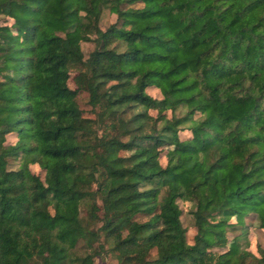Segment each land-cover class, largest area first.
Here are the masks:
<instances>
[{
	"label": "trees",
	"instance_id": "trees-1",
	"mask_svg": "<svg viewBox=\"0 0 264 264\" xmlns=\"http://www.w3.org/2000/svg\"><path fill=\"white\" fill-rule=\"evenodd\" d=\"M0 14V264H95L102 249L114 264H264L246 222L264 228V0H0Z\"/></svg>",
	"mask_w": 264,
	"mask_h": 264
},
{
	"label": "rangeland",
	"instance_id": "rangeland-1",
	"mask_svg": "<svg viewBox=\"0 0 264 264\" xmlns=\"http://www.w3.org/2000/svg\"><path fill=\"white\" fill-rule=\"evenodd\" d=\"M116 19V14L113 13L108 7H105L102 11V15H101V19H100V25L105 28L109 23L115 21ZM0 23H7V24H11L12 23V18H10L9 16H6L4 14H0ZM93 42L92 41H82L81 42V46L83 48V50L85 52H87L88 50H90L93 47ZM75 73H76V69L72 68L69 70L67 77H66V82L70 87H75ZM147 91L149 93H151L154 96H161V92L159 90V88L157 87H149L147 88ZM77 100L80 104L81 107H83L85 110H88L90 105L87 102V92L86 91H79L78 95H77ZM152 113H155L156 110H150ZM184 109L182 107L177 109V112L181 113L183 112ZM166 113L168 115H170V109L166 110ZM181 136L182 137H186L188 136V134L190 133L188 127L185 125L182 130L180 131ZM14 137L9 135L6 138V142H10L13 141ZM164 151H162L161 155H160V161L164 164L166 161V156L164 155ZM126 152V151H124ZM13 164H17V161L14 160ZM30 168L32 170V172L34 174H38V176L41 178L42 181H46L47 176H46V169H44L43 167H41L38 163H31L30 164ZM180 204L182 207H184L183 213L181 215V218L183 220L184 225H186L187 227V233L188 236L194 232V227L192 226V215L190 214V212L188 211V208L191 206L190 202H183L180 201ZM85 205V202H84ZM83 204L81 205V213L85 214L86 213V208ZM141 218H143V216H141ZM246 222L248 223V231H247V235L250 238L251 241V246L254 247L256 243H260L264 246V228L260 227V225L258 224V217L256 215L251 216V217H247L246 218ZM228 235L231 236V232H228ZM33 238L37 241L38 247L41 246L40 240L38 235L33 234ZM234 243V242H232ZM98 245V244H97ZM112 245V241L110 238H107L104 241V248H107L109 246ZM224 249V248H221ZM105 249H102V251L100 252V254H96L94 256V263L95 264H114L116 263V257L113 253L111 252H105ZM156 255V249L152 248L150 251V257H154Z\"/></svg>",
	"mask_w": 264,
	"mask_h": 264
}]
</instances>
